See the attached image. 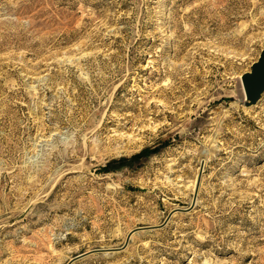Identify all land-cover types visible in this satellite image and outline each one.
Masks as SVG:
<instances>
[{
	"label": "rangeland",
	"instance_id": "rangeland-1",
	"mask_svg": "<svg viewBox=\"0 0 264 264\" xmlns=\"http://www.w3.org/2000/svg\"><path fill=\"white\" fill-rule=\"evenodd\" d=\"M263 49L264 0H0V264H264Z\"/></svg>",
	"mask_w": 264,
	"mask_h": 264
},
{
	"label": "water",
	"instance_id": "water-1",
	"mask_svg": "<svg viewBox=\"0 0 264 264\" xmlns=\"http://www.w3.org/2000/svg\"><path fill=\"white\" fill-rule=\"evenodd\" d=\"M240 84L244 97L243 104H254L264 91V49L260 51L250 69L240 75ZM138 229V228H136Z\"/></svg>",
	"mask_w": 264,
	"mask_h": 264
}]
</instances>
